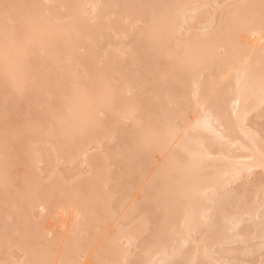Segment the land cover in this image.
I'll return each instance as SVG.
<instances>
[{
	"label": "bare ground",
	"instance_id": "bare-ground-1",
	"mask_svg": "<svg viewBox=\"0 0 264 264\" xmlns=\"http://www.w3.org/2000/svg\"><path fill=\"white\" fill-rule=\"evenodd\" d=\"M0 264H264V0H0Z\"/></svg>",
	"mask_w": 264,
	"mask_h": 264
}]
</instances>
